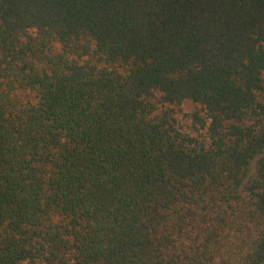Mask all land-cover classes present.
I'll return each instance as SVG.
<instances>
[{"label":"trees","instance_id":"trees-1","mask_svg":"<svg viewBox=\"0 0 264 264\" xmlns=\"http://www.w3.org/2000/svg\"><path fill=\"white\" fill-rule=\"evenodd\" d=\"M0 264H264V0H0Z\"/></svg>","mask_w":264,"mask_h":264},{"label":"rangeland","instance_id":"rangeland-1","mask_svg":"<svg viewBox=\"0 0 264 264\" xmlns=\"http://www.w3.org/2000/svg\"><path fill=\"white\" fill-rule=\"evenodd\" d=\"M194 109L192 104H188L185 106V112L189 113Z\"/></svg>","mask_w":264,"mask_h":264}]
</instances>
